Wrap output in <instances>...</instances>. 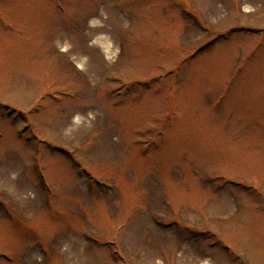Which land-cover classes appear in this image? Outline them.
I'll return each mask as SVG.
<instances>
[{"label": "rangeland", "instance_id": "obj_1", "mask_svg": "<svg viewBox=\"0 0 264 264\" xmlns=\"http://www.w3.org/2000/svg\"><path fill=\"white\" fill-rule=\"evenodd\" d=\"M0 264H264V0H0Z\"/></svg>", "mask_w": 264, "mask_h": 264}, {"label": "bare ground", "instance_id": "obj_2", "mask_svg": "<svg viewBox=\"0 0 264 264\" xmlns=\"http://www.w3.org/2000/svg\"><path fill=\"white\" fill-rule=\"evenodd\" d=\"M103 46H104L105 48H107V46H106V45H104V44H103Z\"/></svg>", "mask_w": 264, "mask_h": 264}]
</instances>
